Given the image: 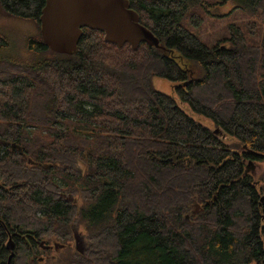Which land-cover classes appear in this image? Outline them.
Returning a JSON list of instances; mask_svg holds the SVG:
<instances>
[{"label":"trees","instance_id":"trees-1","mask_svg":"<svg viewBox=\"0 0 264 264\" xmlns=\"http://www.w3.org/2000/svg\"><path fill=\"white\" fill-rule=\"evenodd\" d=\"M127 1L161 48L85 28L75 54H56L39 34L45 0H0L39 29L21 45L0 33V264L9 240L10 264H264V186L246 171L264 160V27L247 48L230 26L225 48L183 25L211 1L264 24V0ZM81 222L83 254L69 247Z\"/></svg>","mask_w":264,"mask_h":264},{"label":"water","instance_id":"water-1","mask_svg":"<svg viewBox=\"0 0 264 264\" xmlns=\"http://www.w3.org/2000/svg\"><path fill=\"white\" fill-rule=\"evenodd\" d=\"M39 24L42 42L56 54H75L85 28L102 32L104 41L118 48L128 44L135 51L141 43L161 48L154 34L140 24L138 14L129 8L127 0H45ZM73 234L75 250L83 254L82 236L76 231ZM39 245L51 248L43 241ZM52 247L55 250L59 245ZM7 249L11 252L7 262L10 264L14 249L11 240L7 242Z\"/></svg>","mask_w":264,"mask_h":264},{"label":"rangeland","instance_id":"rangeland-1","mask_svg":"<svg viewBox=\"0 0 264 264\" xmlns=\"http://www.w3.org/2000/svg\"><path fill=\"white\" fill-rule=\"evenodd\" d=\"M211 5L212 6L205 4L204 10H196L197 18H195L190 24L186 19L183 22L184 27L189 32L196 35L204 45L213 47L216 44H219L220 47H228L230 43L226 41V39H228L232 34V31H234L232 28L235 29L237 34L239 32L240 35L247 40V48L252 47L250 43L258 42L260 40L261 28L264 27V24L262 22L260 23L262 17L252 15L240 8H234L235 6L233 3L218 5L215 1H211ZM230 26L232 28H229ZM0 33L8 36L9 39L12 40V44L15 43L16 45V43H18L21 45L26 38L38 35L39 29L34 21L28 19L22 20L9 16L0 9ZM236 38L239 39L240 37ZM20 48L21 46L16 54H22ZM249 51H252V49H249L246 52ZM151 83L155 90L172 97L176 105L187 116L212 131L224 133L220 128H216L210 119L194 112L186 102H183L179 98L176 90L181 86L179 82L154 76L152 77ZM222 135L223 137L219 136V139L224 143L235 144V142H237L236 139H232L224 134ZM79 168L81 170L85 169L82 164L79 165ZM246 171L251 175L252 181H254L257 188L264 186V160L261 162H254L249 165V169ZM261 197L264 198V194H261ZM203 212V205H199L195 202L190 206V216L203 214ZM189 215H186V219L189 218ZM70 231L71 241L69 243V247L73 251H76L73 234L74 231L78 232L82 236V244L85 247L86 231L84 224L82 222L80 224H71ZM50 245L53 246L52 244ZM40 249H42L41 246Z\"/></svg>","mask_w":264,"mask_h":264},{"label":"flooded vegetation","instance_id":"flooded-vegetation-1","mask_svg":"<svg viewBox=\"0 0 264 264\" xmlns=\"http://www.w3.org/2000/svg\"><path fill=\"white\" fill-rule=\"evenodd\" d=\"M251 165V164H250ZM251 176V175H250ZM253 186L255 185V184H252ZM48 247H51L50 249H53V247L52 246H48Z\"/></svg>","mask_w":264,"mask_h":264}]
</instances>
